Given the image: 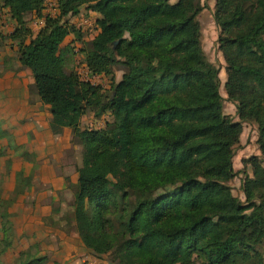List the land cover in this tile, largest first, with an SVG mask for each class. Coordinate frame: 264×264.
<instances>
[{"label": "trees", "instance_id": "trees-1", "mask_svg": "<svg viewBox=\"0 0 264 264\" xmlns=\"http://www.w3.org/2000/svg\"><path fill=\"white\" fill-rule=\"evenodd\" d=\"M56 4L58 16L45 17L31 36L25 15L41 17L44 0H0L16 22L10 38L48 107L50 131L70 128L82 147L72 203L82 244L94 256L108 253L109 264H190L193 255L201 264H264V0H214L224 91L238 120L224 114L219 69L202 49L200 0ZM83 5L99 14L83 63L92 74L124 71L107 94L66 70L61 44L70 33L81 36L68 18ZM88 110L112 121L81 128ZM243 122L256 124L259 153L242 160L250 169L240 201L228 182ZM18 194H0V255Z\"/></svg>", "mask_w": 264, "mask_h": 264}, {"label": "rangeland", "instance_id": "rangeland-1", "mask_svg": "<svg viewBox=\"0 0 264 264\" xmlns=\"http://www.w3.org/2000/svg\"><path fill=\"white\" fill-rule=\"evenodd\" d=\"M57 0H47V4H53ZM203 7L201 15V45L204 51L205 57L208 61L213 63L218 69L219 92L223 98V111L230 119L238 120L236 109L234 104L226 98L224 91V82L226 80L225 62L221 52L218 50L217 34L218 28L213 21L212 11L214 8V0H200ZM46 14V17L54 18L58 16V12L55 8L44 4L41 10V15ZM34 14L28 13L25 15L26 24L30 28L31 22L34 20ZM40 15V16H41ZM97 16V17H96ZM99 17L97 12H93L88 7L83 5L79 12L69 17L68 22L72 25L75 31L81 33L78 38L73 33H70L65 37L61 44V50L65 57V66L67 71H73L77 75L81 82H87L94 86L100 87L102 92L106 94L109 92L110 87L114 81L121 78L124 71L120 67H114L112 73H97L92 74L83 63V57L85 55L86 43L90 40L91 36H95L96 31V19ZM206 18V21L204 20ZM17 25L15 20L9 17V13L6 9L0 7V125L7 124L3 133L4 139H0V194L3 198H12V193L15 191L19 193L14 201L10 204L20 202L22 205L30 204L33 200L31 198L32 193H38L42 191L40 184V177L42 175H48V170L41 171L38 169L39 162L35 160L34 154H28V146L22 143L26 137L30 138L29 129L26 126V114L30 110L37 111L38 115L43 118L47 113L48 107L42 104L33 87V79L29 69L24 68L18 62V45L16 40L10 38V34ZM35 31H31L32 35ZM211 32V33H210ZM27 38H30L28 35ZM112 117L110 113L104 112L100 116H95L92 111L88 110L81 118V128L99 129L103 128L107 122H111ZM242 132L238 144L236 145L232 157L233 169L236 172L235 176L228 182L231 187L232 194L236 196L240 201H244V194L242 192L241 184L244 178V171L250 169L242 163L244 158H248L251 155L258 154V145L256 143L257 126L254 123L243 122ZM54 135V134H52ZM43 138H47L46 134H42ZM73 136V133H72ZM72 143L77 146V164L81 159L82 147L76 139H72ZM47 144L44 145V147ZM60 147V146H59ZM50 153H46L47 156L51 154V146L47 147ZM59 152H64L61 148H57ZM76 152V151H75ZM75 152L73 155H75ZM23 157V160L20 157ZM263 174H264V163ZM20 170L31 169L29 175V182L32 186L28 188L29 193L24 197V191L26 185L22 182ZM14 175V187L9 190L10 178L9 175ZM23 171V172H24ZM57 172V171H56ZM249 172V171H247ZM33 178V179H32ZM68 178V177H67ZM65 186L69 189L68 197L63 193L57 192L56 200L52 201V213L49 219L45 222L47 226L53 227L52 232L61 231L65 234L64 240L60 243V248L56 249L59 254H54V249H50L55 245V241L52 236L47 238L50 242L46 246L49 249L44 251V248L40 246L33 239L30 240L29 235L14 230L12 222V229L8 233L9 247L7 251L0 255L2 264H21L26 259L32 257H44L45 264H52L57 262L58 264H109L110 255L108 253L94 256L80 241L73 221H72V203H73V191L74 185L70 184V179L64 181ZM13 183V182H12ZM30 185V184H29ZM28 185V186H29ZM34 190V191H33ZM23 194V195H22ZM45 201L46 198H44ZM8 208V209H9ZM21 208V207H20ZM24 208L19 211L22 212ZM26 211V210H25ZM14 214L18 215L17 212ZM18 226L23 225V221H18ZM1 236V235H0ZM1 239V237H0ZM28 244V245H27ZM3 244L1 245V247ZM57 246V244H56ZM83 246V247H82ZM54 248V247H53ZM80 250H84L81 253ZM24 252L20 255V252ZM258 251L264 259V243L258 247ZM78 255L76 258V253ZM20 255V256H19ZM59 258L61 261H58ZM57 259V260H56ZM190 264H201V259L196 255H193L192 262Z\"/></svg>", "mask_w": 264, "mask_h": 264}, {"label": "crops", "instance_id": "crops-1", "mask_svg": "<svg viewBox=\"0 0 264 264\" xmlns=\"http://www.w3.org/2000/svg\"><path fill=\"white\" fill-rule=\"evenodd\" d=\"M201 15H203L202 11L197 16L200 24H202L201 20L203 19ZM204 20L206 21V18H204ZM49 116V113H47L46 116L44 115L42 118L38 115L37 111L30 110V112L26 114V126L29 129L31 136L29 139L28 137H26L25 140L22 141L25 146H28L27 148L29 151L26 152L28 154H34L35 160L39 162L40 165L38 169L41 171L48 170L49 172L48 175H42L40 177L41 182L39 185L42 186L43 184L41 189L42 191L38 193L30 192V194L32 193L31 198L33 200L30 204H26V206L22 205L20 203L22 201L21 199L20 201H18V203H13L8 211L11 213V221L13 222L14 230H18L29 235L30 240L33 239L37 243H40V246L44 248V251L46 249H49L46 245L50 242H53L52 240L49 241L47 239L52 236V239L55 241V245L53 246L54 248L52 247L50 249H54V254H59V251H57L56 249L60 248V243H63L61 241L64 240L65 234L61 231L52 232L53 227L47 226L45 222L49 219L52 213L51 202L56 200L55 197L57 192H65L63 194L68 197V193L70 190L66 188L64 178L68 177L71 184H75L77 181V146L72 143L73 136L72 130L70 128H63L60 134L52 135V132L50 131L48 126ZM2 117L4 116L0 115V120H2ZM7 124L0 125V131H4ZM0 133L3 136V133ZM42 134H46L47 138H43ZM0 139L4 138L0 137ZM45 144L47 145L44 147ZM50 146L51 154L50 156H47L45 152L50 153L49 149L47 148ZM57 148H61L64 152H59ZM74 152L75 155H73ZM20 159L23 160V157L21 156ZM25 170L26 171L20 170L19 168V174L22 173L23 175L28 177L29 175L32 176L33 173H30L31 169ZM15 173L16 171L13 174L9 175V190L11 189L12 184V189L14 187ZM31 186L32 183H30L29 186H26L24 197L29 193L28 188H30ZM44 198H46L47 201H45ZM20 207L24 208L22 212L19 211L21 209ZM15 212H17L18 215L14 214ZM20 220L23 221V225L18 226V221ZM80 252L84 253V250H80ZM77 254L78 252L76 253V258H78V255H80ZM58 261L61 260L59 259Z\"/></svg>", "mask_w": 264, "mask_h": 264}, {"label": "built area", "instance_id": "built-area-1", "mask_svg": "<svg viewBox=\"0 0 264 264\" xmlns=\"http://www.w3.org/2000/svg\"><path fill=\"white\" fill-rule=\"evenodd\" d=\"M46 1L47 0H44V4L50 6V8H55L56 9V5H57L56 2L49 5V4L46 3ZM45 17H46V14H44V13H43V15L41 17H35L33 22H31L32 26H30V29L32 31L39 30L44 25Z\"/></svg>", "mask_w": 264, "mask_h": 264}, {"label": "water", "instance_id": "water-1", "mask_svg": "<svg viewBox=\"0 0 264 264\" xmlns=\"http://www.w3.org/2000/svg\"><path fill=\"white\" fill-rule=\"evenodd\" d=\"M118 41H114L113 44H116Z\"/></svg>", "mask_w": 264, "mask_h": 264}]
</instances>
